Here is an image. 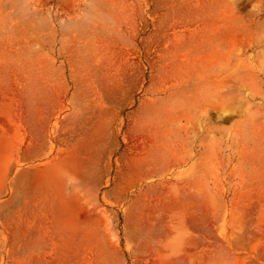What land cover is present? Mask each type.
<instances>
[{"label": "rangeland", "instance_id": "obj_1", "mask_svg": "<svg viewBox=\"0 0 264 264\" xmlns=\"http://www.w3.org/2000/svg\"><path fill=\"white\" fill-rule=\"evenodd\" d=\"M0 264H264V0H0Z\"/></svg>", "mask_w": 264, "mask_h": 264}]
</instances>
